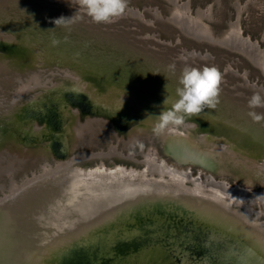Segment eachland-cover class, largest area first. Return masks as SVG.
Segmentation results:
<instances>
[{
	"label": "bare ground",
	"instance_id": "1",
	"mask_svg": "<svg viewBox=\"0 0 264 264\" xmlns=\"http://www.w3.org/2000/svg\"><path fill=\"white\" fill-rule=\"evenodd\" d=\"M169 1L175 8L168 19L184 32L198 40L222 43L264 70V48L241 33L238 20L216 36L203 20L212 17V9L198 7L193 15L188 2ZM128 10L154 25L140 10ZM150 11L162 17L158 9ZM0 47L12 55L9 60L0 59V125L4 128L0 141L46 143L47 152H37L38 157L50 153L61 159L55 167H44L20 183L12 182L9 191L0 196V264H136L133 256L150 250L157 251L147 258L148 264H264V218L254 216L264 213V189L248 186L255 181L253 174H259L264 183L263 127L235 121L206 107L190 116L200 122L201 129L197 121L185 120L158 135L166 153L178 163L199 165L220 175L232 166L235 178L237 173L244 174L240 178L244 185L230 183L224 174L219 178L210 174L204 181L201 175L190 174L189 168L159 160L153 149L147 152L144 147L141 158L114 145L108 152L77 150L68 138L74 141L96 129L84 133L75 127L77 110L70 102L86 114V130L90 122L100 128L106 123L90 114L102 111L109 112L121 129L130 124L129 135L154 133L160 112L178 99L176 89L127 65L84 52L65 37L37 31L32 25L0 21ZM185 51L192 59L212 57L207 51ZM52 64L59 67L58 73L47 72ZM20 69L25 70L28 82ZM54 76L68 83L51 79ZM248 86L260 90L256 83ZM35 87L40 91L37 95L42 92L39 97L31 92ZM261 90L264 94V88ZM44 93L51 97L46 99ZM192 132L200 133L206 144L200 146ZM27 154L24 148L18 158ZM118 156L144 163L140 168L103 162L86 168L75 163ZM13 170L14 166L4 168L10 177ZM255 209L263 210L254 213ZM110 240L113 243L101 252L94 248ZM109 253L112 255L107 256Z\"/></svg>",
	"mask_w": 264,
	"mask_h": 264
},
{
	"label": "rangeland",
	"instance_id": "2",
	"mask_svg": "<svg viewBox=\"0 0 264 264\" xmlns=\"http://www.w3.org/2000/svg\"><path fill=\"white\" fill-rule=\"evenodd\" d=\"M183 1L186 2L188 0H179L180 3ZM226 1L228 3V0H190L189 6L193 12L195 10L198 11V7L203 11H207L208 8L212 9V17H210L212 20L211 26L212 31L216 36L217 34H223L226 30H229L231 23H237L238 20L239 27H241V33H243L244 36L248 35L251 39L259 40L262 33H264V0H230L228 3L229 6ZM231 6L234 8H231ZM155 7H157L163 15H168L173 8L172 5L167 4L162 0H127V7L125 10L127 16L116 18L114 20L115 22L113 21L112 23H95L86 15L85 10L79 5V0H0V21L5 25L14 23L18 25L24 24L25 26L32 25L37 31H44L51 35L57 34L62 38L65 37L70 41L71 45L81 47L84 52L97 55L108 61L122 63L125 66L127 65L130 69L154 79L157 82L167 83L175 89L180 86L179 78L186 65L200 69L205 66H215L221 73V83L220 94L218 97L219 103L213 110L217 113L225 114L226 116L233 118L235 121H248L251 124L264 128V121L254 122L248 115L249 111L264 114V107L250 109L248 106V101L253 93L258 92L264 97L261 90L264 88V77L250 67L244 59L241 60L238 57V60H236L235 56L227 55L217 47L208 46L209 51L216 56H212L208 60H200V58L192 59L189 55L185 56L181 53V51L186 53L185 49L189 50L195 47L204 50L206 47L196 46L197 44L195 42L182 36L179 37L180 42H175L178 35L177 30L173 28L170 23L160 20L156 16L150 14V10L152 8L156 9ZM129 8L140 11L149 9L150 13L145 11L144 16L146 19L151 18L154 25L143 23L145 22L144 20L141 21L139 19L129 18ZM224 9L230 16L228 19V26H225L223 22L225 13ZM61 17L66 20L56 25L54 21ZM204 18H206L207 21L210 20L207 17ZM203 20L205 21V19ZM208 25L210 26V24ZM157 40L159 42H157ZM259 43L260 46L264 48V41H260ZM11 57L12 55L9 50L0 47V59L7 58V60H9ZM247 67L250 68V73L246 71ZM38 68L39 71H41V67ZM58 68L59 67L56 64H52L51 66H47L46 70L48 73H58ZM40 73L42 72H39V74ZM244 73H246L247 77L243 78ZM20 74L23 80L28 82L25 70L20 69ZM51 79L68 83V80H60L57 76H54ZM246 83L248 85L256 83L258 85L257 88L261 91L248 86ZM95 84L103 88L98 82ZM36 90H38L37 87L31 92L34 95H37L40 91ZM41 94L37 95V97ZM44 94L43 95L46 99L51 97H48L49 95H46V93ZM70 106L77 110V121H75L76 128L81 129L84 133L93 131L94 128L96 129L95 131L86 134L87 136L85 135L78 139H74V141H71V139L68 138L71 147L74 149H91L97 151L105 149V152H108L110 145H114L115 148H118L123 153L133 152V156L141 158L142 154L140 150L144 147L147 152H150L152 149L154 153L157 151L155 156L159 160L163 159L167 163L173 164L172 160L163 154V151L166 153L164 143L157 134L153 133L152 130L129 135L130 124L126 128L121 129L117 120L114 119L109 112L102 111H95L90 114H92L93 117L94 115H97V117L103 118L106 123H103L100 128L99 124L92 126V124L95 123L90 122L88 126L89 129L86 130L84 129L87 125L86 114L80 107L76 108V105L72 102H70ZM1 113L2 110L0 109V121H2ZM148 114L150 113L148 112ZM149 116L153 118V114H150ZM65 119L67 118H64V120ZM185 120L197 121L188 116L185 117ZM186 122L187 121H185V123ZM37 123L39 126H43L41 121H37ZM196 123L198 124L199 129H201L200 122L197 121ZM91 128L92 130H90ZM3 130L4 128H1L0 125V132ZM58 130L59 132L61 131L60 129ZM191 136L196 140H199L198 142L200 146L206 144L203 140L201 141L202 138L200 133L192 132ZM196 136L199 137L197 138ZM157 138L161 141L163 151L157 142ZM0 142V196L9 191L8 189L11 187L12 182L20 183V181L27 176L31 177L35 173H41L44 167H50L52 165L55 167L56 161L61 160L54 155L51 156L50 153L43 157H38L37 152L42 150L47 152L45 150L46 143L24 145L20 141L15 142L11 139H4ZM24 148L28 150L30 157L27 154L26 158L20 159L18 158V155L21 154L22 150L24 151ZM73 152L74 151H72V153ZM2 155L4 158L1 157ZM126 158L120 156L110 160L109 158H99L98 160L94 159V161L89 162H84L80 159L75 161V163L86 168L95 167L96 162H103L107 166H112L113 163H121L129 166H138L139 168L142 167L143 163L140 164L132 159H127L128 161L134 162V164H131L127 162ZM117 159L123 161H117ZM111 161H113V163H110ZM135 163L137 164L135 165ZM13 166L14 170L10 177V175L4 171V168H11ZM177 167L189 168L190 166L180 165ZM192 170V173L195 174L194 176L200 174L204 181L206 176H209L212 174L211 172H213L205 171L199 165L191 166L190 171ZM233 173H236V170L232 166H229L223 171L224 175L221 174L218 177H214L212 174V176L214 178H219L223 175L227 178L229 175L241 182L233 181V183L237 182L238 184L244 185L245 182L240 179L244 174L242 172L239 174L237 173L238 178H235ZM251 177L253 181H257L253 182V185L251 186L253 189H264V183L262 184V182H260L262 178H260L259 174H253ZM227 180L229 181L228 178ZM229 182L232 183L231 181ZM261 210L255 209L254 213ZM254 216L264 218V213L261 212Z\"/></svg>",
	"mask_w": 264,
	"mask_h": 264
},
{
	"label": "clouds",
	"instance_id": "3",
	"mask_svg": "<svg viewBox=\"0 0 264 264\" xmlns=\"http://www.w3.org/2000/svg\"><path fill=\"white\" fill-rule=\"evenodd\" d=\"M79 5L93 22L112 23L124 14L127 0H79ZM65 20L61 17L54 23L57 25ZM220 83L221 73L215 66L200 69L186 65L179 78L180 86L176 89L178 99L167 110L160 112L154 133L162 134L169 125L181 126L186 116L200 114L206 107L215 109L219 103ZM248 106L250 109L264 107V97L258 92L253 93ZM248 115L254 122L264 121V114L249 111Z\"/></svg>",
	"mask_w": 264,
	"mask_h": 264
},
{
	"label": "water",
	"instance_id": "4",
	"mask_svg": "<svg viewBox=\"0 0 264 264\" xmlns=\"http://www.w3.org/2000/svg\"><path fill=\"white\" fill-rule=\"evenodd\" d=\"M163 2H165V3H167V4H170V5H172L173 6V8L172 9H174L175 8V4H173L171 1H169V0H162ZM179 1V0H178ZM189 1L190 0H188V1H186V2H188V5H189ZM229 1L230 0H228V3H229ZM184 2V1H183ZM226 3H227V1H226ZM228 3H227V5H228ZM229 6V5H228ZM233 6H231V8H232ZM156 9H158L157 7H155ZM226 8V7H225ZM234 8V7H233ZM153 9V8H152ZM159 10V9H158ZM145 11H148V13H150V11H149V9H145ZM145 11H141L142 13H144L145 14ZM172 11V10H171ZM196 11L197 10H195L194 12L193 11H191V9H190V6H189V13H193V14H196ZM224 11H225V13H224V17H223V22H224V24H225V26H228V19L230 18V16L226 13V10L224 9ZM159 12L161 13V11L159 10ZM126 13V12H125ZM129 13V12H128ZM130 14V13H129ZM152 16H154L152 13H150ZM162 14V13H161ZM171 15V12L168 14V15H163L162 14V17L161 18H159L160 20H163V21H166V22H168V23H170V25L173 27V28H175L176 30H177V38H176V41L175 42H180V36H182V37H184V38H188L189 40H191L192 42H195L197 45L196 46H204V47H206V49H204V50H201L200 48H195V47H193V49H197V50H200V51H203V53L205 52V51H207V52H209L212 56H214L212 53H211V51H209V49H208V46L209 47H217V48H219V49H221L225 54H229V55H233V56H235V58H236V60H238L237 58L239 57L241 60L242 59H244L249 65H250V67H252L254 70H256L257 72H258V74L259 75H262L263 77H264V70H262L259 66H257L256 64H254L246 55H244V54H242V53H240V52H237V51H234V50H231L230 48H228L227 46H225V45H223V44H221V43H216V42H209V41H207V40H205V39H202V40H198L196 37H193V36H190L189 34H187L186 32H184L179 26H177L173 21H171V20H169L168 18H169V16ZM123 16H127V14H123L122 15V17ZM129 18H135V19H139V20H141V21H143V19L142 18H140V17H136V16H134V15H132V14H130L129 15ZM151 19V18H150ZM203 19H205V22L206 23H208V24H210V26H211V23H212V20L210 19V20H206V18H203ZM115 22V21H114ZM143 23H145V22H143ZM147 24V23H146ZM149 25V24H148ZM211 28H212V26H211ZM217 35H219V36H221L222 34H217ZM263 35H264V33H262V35H261V38L258 40L259 42L260 41H264V37H263ZM147 36V35H146ZM246 36H248V35H246ZM250 38V37H249ZM254 40V39H253ZM256 40V39H255ZM157 42H159L158 40H157ZM259 45H260V43H259ZM178 51H181V50H178ZM181 53H183L185 56H187V54L185 53V52H183V51H181ZM214 57H216V56H214ZM197 59H199V58H197ZM200 60H202V59H200ZM32 65L34 66V67H36L33 63H32ZM36 70H39L38 68H36ZM246 71L248 72V73H250V68H248L247 67V69H246ZM113 123V122H112ZM114 124V123H113ZM115 125V124H114ZM157 140V139H156ZM157 142L159 143V145H160V147H161V149H162V151H163V148H162V145H161V141L158 139L157 140ZM155 153L157 154V151H155ZM163 154L164 155H166V156H168L171 160H172V162H173V164L174 165H176V166H180V165H186V163H184V162H180V163H178L175 159H174V157L171 155V154H168V153H165L164 151H163ZM136 155H138V154H136ZM140 155V154H139ZM71 158V156L68 158V159H70ZM96 160H98L99 158L97 157V158H95ZM119 161H123V160H119ZM127 162H129V163H131V164H134V162L133 161H128L127 160ZM110 163H113V161H111ZM144 163V162H143ZM183 163V164H182ZM137 163H135V165H136ZM140 164H141V162H140ZM98 166H100V164L98 165ZM188 166H190L189 168H190V170H191V166H196V165H193V164H189ZM201 168H203L205 171H208V168H204V167H201ZM202 170V169H201ZM193 172V170L192 171H190V173H192ZM213 175H214V177H218L220 174H218L217 172H211ZM199 176H200V174H198ZM227 178L229 179V181H231L232 183H233V181H237V182H240L239 180H236V179H234L232 176H227ZM241 183V182H240ZM9 184H10V182H9ZM249 187H251L250 185H248ZM9 190V189H8ZM7 190V191H8ZM113 243V240H110V241H106V242H103V243H97V246H95L94 248L97 250V251H99V252H101V250L103 249V247L105 246V245H108V244H112ZM125 246L127 245V247L129 246V242H128V240H125V244H124ZM130 249H132V248H130ZM153 249H156V248H153ZM156 251L157 250H150V251H147V254H141V253H139L138 255H136V256H133V259H132V262L133 263H136V264H148L147 263V258L148 257H150L151 255H153V254H155L156 253ZM108 255H112L111 253H109V254H107V256Z\"/></svg>",
	"mask_w": 264,
	"mask_h": 264
},
{
	"label": "flooded vegetation",
	"instance_id": "5",
	"mask_svg": "<svg viewBox=\"0 0 264 264\" xmlns=\"http://www.w3.org/2000/svg\"><path fill=\"white\" fill-rule=\"evenodd\" d=\"M115 160V159H114ZM120 160V159H117V161ZM126 162V161H125Z\"/></svg>",
	"mask_w": 264,
	"mask_h": 264
}]
</instances>
